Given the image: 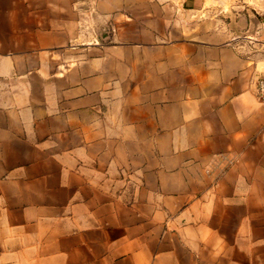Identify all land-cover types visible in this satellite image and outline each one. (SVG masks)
Returning <instances> with one entry per match:
<instances>
[{
    "label": "crops",
    "instance_id": "crops-1",
    "mask_svg": "<svg viewBox=\"0 0 264 264\" xmlns=\"http://www.w3.org/2000/svg\"><path fill=\"white\" fill-rule=\"evenodd\" d=\"M109 1L173 27L76 65L0 35V264H264V15L183 35L232 0Z\"/></svg>",
    "mask_w": 264,
    "mask_h": 264
},
{
    "label": "rangeland",
    "instance_id": "rangeland-1",
    "mask_svg": "<svg viewBox=\"0 0 264 264\" xmlns=\"http://www.w3.org/2000/svg\"><path fill=\"white\" fill-rule=\"evenodd\" d=\"M112 3L109 0H0V35L2 38L4 35H65V47L56 45L55 38L50 48L54 53L65 50V61L70 59V64L76 65L80 56L106 47L136 44L157 47L158 35L173 27V24L163 27L159 9L116 7ZM241 15H246L244 22L238 20ZM263 15L264 0H232L231 6H216L210 11L182 8L173 19L180 22L178 27L181 26L183 35H197L203 26L217 33L224 30L231 35H257ZM142 35L150 36L141 39ZM7 42L0 39L4 52ZM32 48L33 53L39 54L43 47ZM25 50L22 46L20 51ZM7 52L13 51L10 48Z\"/></svg>",
    "mask_w": 264,
    "mask_h": 264
},
{
    "label": "built area",
    "instance_id": "built-area-1",
    "mask_svg": "<svg viewBox=\"0 0 264 264\" xmlns=\"http://www.w3.org/2000/svg\"><path fill=\"white\" fill-rule=\"evenodd\" d=\"M258 93L260 97V102L264 104V79L258 83Z\"/></svg>",
    "mask_w": 264,
    "mask_h": 264
}]
</instances>
